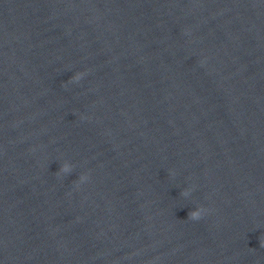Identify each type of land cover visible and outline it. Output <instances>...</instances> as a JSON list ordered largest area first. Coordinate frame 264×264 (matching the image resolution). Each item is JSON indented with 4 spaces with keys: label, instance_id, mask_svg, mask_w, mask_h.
<instances>
[{
    "label": "water",
    "instance_id": "95a60500",
    "mask_svg": "<svg viewBox=\"0 0 264 264\" xmlns=\"http://www.w3.org/2000/svg\"><path fill=\"white\" fill-rule=\"evenodd\" d=\"M0 264H264V0H0Z\"/></svg>",
    "mask_w": 264,
    "mask_h": 264
},
{
    "label": "clouds",
    "instance_id": "9594fccd",
    "mask_svg": "<svg viewBox=\"0 0 264 264\" xmlns=\"http://www.w3.org/2000/svg\"><path fill=\"white\" fill-rule=\"evenodd\" d=\"M84 73H77L75 76H73L71 78L72 81H79L82 77H83ZM73 170V165H71V163L69 162H65L59 169L60 172L63 173H71ZM81 180H86L87 177L86 176H81L80 177ZM185 197L188 196L190 194V192L188 190H185L182 193ZM205 209L203 208H197L195 210H191L188 214V217L193 219V220H199L203 213H204Z\"/></svg>",
    "mask_w": 264,
    "mask_h": 264
}]
</instances>
